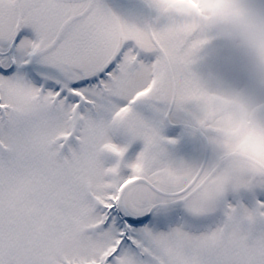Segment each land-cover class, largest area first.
Listing matches in <instances>:
<instances>
[{
	"label": "snow or ice",
	"instance_id": "snow-or-ice-1",
	"mask_svg": "<svg viewBox=\"0 0 264 264\" xmlns=\"http://www.w3.org/2000/svg\"><path fill=\"white\" fill-rule=\"evenodd\" d=\"M155 20L129 23L103 0H0V264H264V201L225 202L199 234L157 227L170 205L209 213L192 207L205 193L215 210L264 173L215 149L209 165L170 157L165 119L194 104L202 133L212 97L192 67L201 42ZM149 101L158 118L138 110Z\"/></svg>",
	"mask_w": 264,
	"mask_h": 264
},
{
	"label": "clouds",
	"instance_id": "clouds-1",
	"mask_svg": "<svg viewBox=\"0 0 264 264\" xmlns=\"http://www.w3.org/2000/svg\"><path fill=\"white\" fill-rule=\"evenodd\" d=\"M159 15L178 22L201 42L197 54L215 41L237 51L256 88L264 89V3L260 0H150ZM196 54V55H197ZM200 82L212 99L203 108L202 134L243 170L264 173V98L219 75ZM217 197L207 192L193 210L211 212Z\"/></svg>",
	"mask_w": 264,
	"mask_h": 264
},
{
	"label": "flooded vegetation",
	"instance_id": "flooded-vegetation-1",
	"mask_svg": "<svg viewBox=\"0 0 264 264\" xmlns=\"http://www.w3.org/2000/svg\"><path fill=\"white\" fill-rule=\"evenodd\" d=\"M115 1L118 3L117 7H113L111 4L107 3V0H103V2L106 5H109V7L121 18L125 15H128L132 20L135 21L137 11L135 10L134 6L141 4V6L144 8V12L147 13L146 17L142 19V21H144L143 26L146 27L147 25L156 22L155 18L157 13L152 7H150L148 0ZM260 2L264 3V1ZM139 17L140 16H138V18ZM26 31L29 32V30ZM133 44L134 42H128V46H133ZM153 58L154 53L141 52V59L150 61ZM192 67L202 81H206L209 75H219L234 84L242 86L246 85L252 88L259 97L264 98V89L256 88L254 86L253 82L248 76L245 62L240 54L221 41H215L202 49L197 54L196 62ZM153 103H156L158 107H163L162 103L160 102L149 101L139 104L138 110L149 118H158L159 114L156 113L155 109L152 107ZM187 107V111L173 109L164 121V126L162 129L163 134L167 137H172L177 140L175 144H169L167 146L170 157L175 160H184L195 165H209L215 158L214 148L201 132L196 131L191 127V112L196 111V106L192 104ZM130 147L137 154L142 149L143 142L137 140ZM262 187L257 185L252 189L238 190V192L242 193L241 198L244 201L243 203L250 204L253 200L261 201L264 197V187ZM228 192L236 191L230 190ZM234 198H237V196ZM179 204L181 205L182 203L179 202ZM170 206L174 205L172 204ZM219 206L220 205L217 207ZM222 210L223 209H217L216 211L209 212V214L206 213L199 216L192 215L189 212H174L177 215L176 218L174 217L173 222L175 220H179L180 217H182L183 223L181 226H183L187 231L193 232L194 234H199L201 232L215 228L217 224L224 221L226 217ZM174 213L168 216V220L164 219L162 223L158 222L157 227L160 228L165 224L170 223V218L173 217ZM167 214L168 213H165L164 215L166 216ZM219 220H221V222L218 223Z\"/></svg>",
	"mask_w": 264,
	"mask_h": 264
},
{
	"label": "rangeland",
	"instance_id": "rangeland-1",
	"mask_svg": "<svg viewBox=\"0 0 264 264\" xmlns=\"http://www.w3.org/2000/svg\"><path fill=\"white\" fill-rule=\"evenodd\" d=\"M108 2L107 3H109V4H111V6H113V7H117L118 6V3L115 1V0H107ZM260 1H264V0H260ZM134 8H135V10L137 11V15H136V20L134 21V20H132L128 15L126 16H124V17H122V19H124V20H126L127 22H129V23H134V24H136V25H138V26H140V27H145V26H143V22L144 21H142V19L144 18V17H146V15H147V13H145L144 12V8H143V6H141V4H138V5H135L134 6ZM138 16H140L139 18H138ZM132 21V22H131ZM145 25V24H144ZM29 30V33L30 34H32V35H34V33H31V30L30 29H28ZM119 139V138H118ZM135 155H136V152L130 147L129 148V151H128V156L130 157V158H134L135 157ZM262 187V186H261ZM264 187V186H263ZM262 187V188H263ZM231 189H229V191H230ZM227 195H225V197H224V199H223V201L221 202V204H220V206L219 207H216V209L214 210V211H216L217 209H223L222 211L224 212V208H225V202H227V203H231V204H233V205H238V204H243V205H245V206H247L248 208H253V207H255V205H256V200H253L252 201V203H250V204H245V203H243L244 201H243V199L241 198L242 197V193L241 192H238V191H236V192H228V193H226ZM235 196H237V198H234ZM261 201H264V197H263V199L261 200ZM176 206V205H175ZM174 212H188L186 209H185V207L183 206V204H179V205H177L176 207H174V206H170L169 207V210H168V214L165 216L164 214H159V216H158V219H159V223H162V221H164V219H166V220H168L169 219V217L168 216H170L172 213H174ZM211 212H213V211H211ZM209 214V213H208ZM176 213H174L173 214V217H171L170 219H171V222L170 223H167V224H165L163 227H160L159 229L160 230H165V231H167V230H169L170 228H172V227H176V226H181V224L183 223V219H182V217H180V219L179 220H175L174 222H173V220H174V217L176 218ZM219 222H221V220H219L218 221V223ZM166 223V222H165ZM221 223H219V224H217V226H219ZM169 226V227H168ZM216 226V227H217ZM168 227V228H167ZM214 229V228H213Z\"/></svg>",
	"mask_w": 264,
	"mask_h": 264
},
{
	"label": "water",
	"instance_id": "water-1",
	"mask_svg": "<svg viewBox=\"0 0 264 264\" xmlns=\"http://www.w3.org/2000/svg\"><path fill=\"white\" fill-rule=\"evenodd\" d=\"M109 7V5H107Z\"/></svg>",
	"mask_w": 264,
	"mask_h": 264
}]
</instances>
